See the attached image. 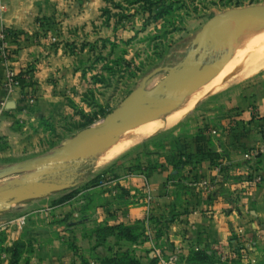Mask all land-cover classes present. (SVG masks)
Instances as JSON below:
<instances>
[{
  "label": "rangeland",
  "instance_id": "obj_1",
  "mask_svg": "<svg viewBox=\"0 0 264 264\" xmlns=\"http://www.w3.org/2000/svg\"><path fill=\"white\" fill-rule=\"evenodd\" d=\"M251 5H264V0H185L184 8L175 11L164 22L152 21L148 12L139 10L138 3L106 0L88 32L89 36L77 45H70L71 52L85 49L86 54L75 68L80 77L77 88L65 98L64 105L54 117L43 118L37 123L29 122L25 129L17 118L12 125L13 139L0 135V170L50 154L65 139L97 125L141 84L145 76L157 70L146 82L147 88H151L166 75L164 67L180 63L195 48L193 40L210 18L229 9ZM105 8L108 10L106 14L102 13ZM118 14L133 16L118 20ZM253 22L240 20L235 25L231 24L232 28L223 23L215 38L224 43L232 37L233 63L227 69V78L238 76L235 80L197 101L191 111L172 127L137 141L102 166L95 164L97 150L111 146L126 132L83 146V161L75 170L74 186L32 202L13 204L3 211L0 214V264H9L7 250L15 242L20 243L21 250L18 264H30L36 251L45 250L55 239V247L69 249L73 256L56 259L52 263L53 257L42 251L39 259L46 264H101L104 259L123 252H128L134 259L133 264H264V239L260 234L248 233L244 224L236 226L231 236L222 242L201 244L186 234L177 240H169L171 225L188 208L189 198L182 196L187 194L188 187H198L194 183L206 179L198 174L200 164L192 163L193 159L204 155L210 165L214 162L210 155L238 123L231 101L242 86L264 72V28L234 29L238 25L254 28ZM225 49V46L212 49L206 62L217 60ZM26 134L29 139L21 143ZM257 147H239L243 154V171L254 183L261 180H255L259 175L254 176L252 170L255 159L262 155L246 160L244 154ZM179 162L185 164L180 165ZM189 164H194L192 170L195 171L189 167L186 169ZM159 169H167L168 173L162 185L163 191L156 193L149 174ZM190 174L192 179H199L196 182L190 180ZM23 176L13 175L0 181V186ZM122 176L141 177V189L129 191L126 185L119 184L117 178ZM111 180L118 183H113L114 188L106 186ZM206 180L209 187L202 188L208 191L207 194H213L214 185ZM121 205L143 206L145 213L131 222L123 223L117 219L109 223L108 214L105 218L102 214L103 209L111 208L115 214ZM22 217L24 223H17L16 220ZM136 221H143L144 235L135 244L116 237L108 238L105 244H96L92 231L97 225L132 224Z\"/></svg>",
  "mask_w": 264,
  "mask_h": 264
},
{
  "label": "crops",
  "instance_id": "obj_2",
  "mask_svg": "<svg viewBox=\"0 0 264 264\" xmlns=\"http://www.w3.org/2000/svg\"><path fill=\"white\" fill-rule=\"evenodd\" d=\"M105 1L0 0L3 5L0 27L5 25L11 31L8 49L14 51L8 66L21 79L20 87L9 97L0 115V135L13 139L12 125L17 118L25 129L29 122L54 117L64 105L65 98L75 91L80 78L75 68L86 54L85 49L71 52L70 45H77L89 36ZM3 77L4 67L0 63V101L5 98ZM236 95L230 106L236 112L238 123L210 155L214 162L210 165L204 155H198L192 161L200 164L198 174L214 185L213 194H207L202 187L189 185L187 194L182 196L189 198L188 208L171 225L170 241L186 234L201 244L222 242L241 224L248 233L260 234L264 239V154L255 159L253 175H259L261 180L254 183L243 171V154L239 151V147L264 148V72L242 86ZM29 97L33 98L31 102L27 100ZM27 139L26 134L21 143ZM192 166L194 164H189L186 169L192 170ZM165 170L149 174L156 193L163 191L168 173ZM117 179L129 191L141 189L143 185L141 177ZM113 183L118 184L111 180L106 186L114 188ZM118 207L122 209H116L115 214L111 208L103 209L102 214L104 218L108 214L109 223L117 219L123 223L131 222L145 213L144 207L139 205ZM56 242L57 239L45 250H37L33 257L36 261L30 264H46L39 259L42 251L53 257L52 263L73 256L71 250L55 247Z\"/></svg>",
  "mask_w": 264,
  "mask_h": 264
},
{
  "label": "water",
  "instance_id": "obj_3",
  "mask_svg": "<svg viewBox=\"0 0 264 264\" xmlns=\"http://www.w3.org/2000/svg\"><path fill=\"white\" fill-rule=\"evenodd\" d=\"M244 15H250L253 19L264 22V5L233 8L220 16H213L196 34L193 40L195 48L177 65L164 67L163 70L167 73L156 85L151 88L146 86L147 80L157 72L154 70L97 125L84 128L73 137L65 139L61 146L50 154L18 162L0 170V180L24 174L22 178L5 182L0 186V214L13 204L38 199L74 186L75 170L83 161V153L78 149L84 143L112 139L174 107L181 87L186 84L194 85L203 77L218 70L230 57L233 48L230 42L232 37L224 43H219L209 34L211 27ZM224 46L226 49L217 60L206 62L212 49H223ZM72 163L74 168H71Z\"/></svg>",
  "mask_w": 264,
  "mask_h": 264
},
{
  "label": "bare ground",
  "instance_id": "obj_4",
  "mask_svg": "<svg viewBox=\"0 0 264 264\" xmlns=\"http://www.w3.org/2000/svg\"><path fill=\"white\" fill-rule=\"evenodd\" d=\"M240 20L254 21L253 23H254L255 27L254 28L253 27H243L242 25L241 26L238 25V27L234 28L235 31H237V30L238 31L239 30H246L247 31L249 29L254 30L256 28H259V29L264 28V22L257 21L255 19H253L250 15H244L241 17L229 19L227 21H224V22H221V23H218V24L212 26L211 29L209 30V34L213 35L214 38H217V35H219V30H220L219 28H221L223 23L225 24V26H226V24H228L231 27L232 26L231 24L235 25L234 23L240 22ZM229 26H228V28H229ZM256 26H258V27H256ZM227 39H226V41H227ZM232 51H233V48H232ZM232 51H231L230 57L227 60V62H225L218 70H216L215 72H212L211 74L207 75L206 77H203L202 79H200L197 83H195L192 86L190 84H186V85H190V86L187 88H185L186 85L181 87L177 93L176 104L174 107L157 114L156 116H154L150 120L142 122V123L130 128V129L120 133V135H121V134L126 132L124 135H121V136L119 135L120 137L117 136L118 138L116 137L117 138L116 141L111 146L108 145L109 147L105 146V147H102L99 151L97 150L95 164L97 166H102V165L106 164L107 162H109L110 160L116 158L118 155H120L124 151H126L129 147H131L137 141H140L143 138L145 139L147 137L153 136L160 131H163V130H166V129L172 127L179 120H181L185 115H187L188 112L191 111V109L195 106L197 101L201 100L206 95H210V94L214 93L221 86H223V84L228 83L231 80H235L238 76H236V77L231 76L230 78H227L228 77L227 76L228 75L227 69L233 63L232 59H231ZM234 58H233V60H234ZM234 61H236V60H234ZM245 74H247V73H245ZM245 74H243V75H245ZM182 88H184V89H182ZM91 142L92 141L84 143L83 145H81L79 147L78 150L83 151L82 150L83 146H85ZM6 179H8V178L2 179L0 181H5Z\"/></svg>",
  "mask_w": 264,
  "mask_h": 264
},
{
  "label": "trees",
  "instance_id": "obj_5",
  "mask_svg": "<svg viewBox=\"0 0 264 264\" xmlns=\"http://www.w3.org/2000/svg\"><path fill=\"white\" fill-rule=\"evenodd\" d=\"M138 3L139 10L143 13L148 12L150 19L152 21L163 20L167 22V17L171 16L175 11L184 8L185 0H130V4ZM118 6V5H117ZM122 9V6H119ZM153 9L155 11L153 12ZM125 10V9H124ZM102 13H108V10L105 8L102 10ZM118 20L127 19L133 15L129 14H118ZM14 54L13 50L8 49L9 58H12ZM180 165L185 163L179 162ZM177 167V166H176ZM198 178H193L192 180L196 182ZM143 221H136L132 224H107L103 223L97 225L92 231L96 244L102 245L105 244L108 238L116 237L118 240H123L131 244H135L139 237L144 235L143 232ZM9 253V264H18V261L21 257L20 243H13L12 247L7 250ZM134 259L130 257L128 252H123L119 256H113L111 258L104 259L101 264H133ZM87 264V263H84Z\"/></svg>",
  "mask_w": 264,
  "mask_h": 264
},
{
  "label": "built area",
  "instance_id": "obj_6",
  "mask_svg": "<svg viewBox=\"0 0 264 264\" xmlns=\"http://www.w3.org/2000/svg\"><path fill=\"white\" fill-rule=\"evenodd\" d=\"M3 10V5L0 4V19H2L1 12ZM11 36V31L6 27L5 25H2L0 27V63L4 67V77H3V87L5 90V98L0 101V115L3 113L6 102L9 99V97L20 87L21 79L18 77L17 73L11 69L8 66V62L10 60L8 55V46H9V38ZM28 101H32L33 98L29 97L27 98ZM264 154V148L257 147L253 150H250L244 154V158L246 160H252L256 158L259 155ZM261 178L260 176H257L255 178L256 181H259ZM194 185H199L203 187L204 189H207L209 187V183L206 179H203L197 183H194ZM114 192V190H113ZM24 217L17 219V223H24ZM91 263H93L91 261Z\"/></svg>",
  "mask_w": 264,
  "mask_h": 264
},
{
  "label": "flooded vegetation",
  "instance_id": "obj_7",
  "mask_svg": "<svg viewBox=\"0 0 264 264\" xmlns=\"http://www.w3.org/2000/svg\"><path fill=\"white\" fill-rule=\"evenodd\" d=\"M73 166H71V168H74V164L72 163Z\"/></svg>",
  "mask_w": 264,
  "mask_h": 264
}]
</instances>
